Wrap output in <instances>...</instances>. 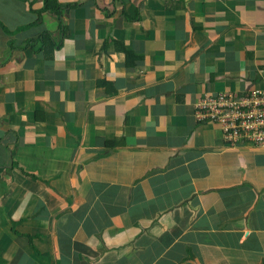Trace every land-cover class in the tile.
Listing matches in <instances>:
<instances>
[{
    "label": "crops",
    "instance_id": "obj_1",
    "mask_svg": "<svg viewBox=\"0 0 264 264\" xmlns=\"http://www.w3.org/2000/svg\"><path fill=\"white\" fill-rule=\"evenodd\" d=\"M43 2L0 0V264H264V145L196 118L264 90V0Z\"/></svg>",
    "mask_w": 264,
    "mask_h": 264
},
{
    "label": "built area",
    "instance_id": "obj_2",
    "mask_svg": "<svg viewBox=\"0 0 264 264\" xmlns=\"http://www.w3.org/2000/svg\"><path fill=\"white\" fill-rule=\"evenodd\" d=\"M196 118L218 125L226 144L247 141L264 145V90L206 95L196 105Z\"/></svg>",
    "mask_w": 264,
    "mask_h": 264
},
{
    "label": "trees",
    "instance_id": "obj_3",
    "mask_svg": "<svg viewBox=\"0 0 264 264\" xmlns=\"http://www.w3.org/2000/svg\"><path fill=\"white\" fill-rule=\"evenodd\" d=\"M62 9L63 7L59 4L58 0H44L42 9L38 13H60Z\"/></svg>",
    "mask_w": 264,
    "mask_h": 264
},
{
    "label": "rangeland",
    "instance_id": "obj_4",
    "mask_svg": "<svg viewBox=\"0 0 264 264\" xmlns=\"http://www.w3.org/2000/svg\"><path fill=\"white\" fill-rule=\"evenodd\" d=\"M3 30H4V32H11V30L8 29L7 27H4Z\"/></svg>",
    "mask_w": 264,
    "mask_h": 264
}]
</instances>
